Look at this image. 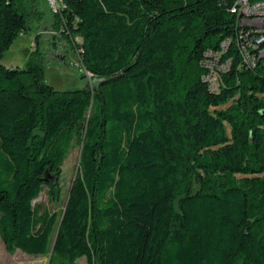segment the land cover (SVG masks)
<instances>
[{
    "label": "trees",
    "instance_id": "16d2710c",
    "mask_svg": "<svg viewBox=\"0 0 264 264\" xmlns=\"http://www.w3.org/2000/svg\"><path fill=\"white\" fill-rule=\"evenodd\" d=\"M236 2L59 0L57 12L46 2L52 28L97 80L59 91L45 82L40 35L24 66L1 63L34 15L45 16L42 0H0L9 253L48 264H264V44L257 66L244 65ZM228 40L231 67L214 94L203 62ZM43 192L47 205L35 202Z\"/></svg>",
    "mask_w": 264,
    "mask_h": 264
},
{
    "label": "rangeland",
    "instance_id": "374dc122",
    "mask_svg": "<svg viewBox=\"0 0 264 264\" xmlns=\"http://www.w3.org/2000/svg\"><path fill=\"white\" fill-rule=\"evenodd\" d=\"M46 2L49 3L48 0H42L41 6L46 13L45 16L40 19L34 15L30 30L16 39L1 63L7 68L24 66L30 54L36 50V38L40 35L38 42L39 50L43 56L46 84L59 91L82 90L95 84L97 80L94 81L91 75L85 72L78 52H75L70 46L68 47L67 43L52 28L54 18L46 9ZM53 41H56L57 44H53ZM76 42L81 44L78 39ZM80 152V148L75 147L62 168L64 202L67 201L78 171ZM40 202L48 204L45 192L42 193ZM58 209L55 208V210ZM48 262L49 259L46 257L28 256L21 251L14 254L9 253L0 237V264H48ZM77 264H87V261L82 258L77 261Z\"/></svg>",
    "mask_w": 264,
    "mask_h": 264
},
{
    "label": "built area",
    "instance_id": "2783aa9c",
    "mask_svg": "<svg viewBox=\"0 0 264 264\" xmlns=\"http://www.w3.org/2000/svg\"><path fill=\"white\" fill-rule=\"evenodd\" d=\"M54 12L59 10V0H48ZM233 12L237 14L239 22L264 18V0H237ZM264 44V29H242L236 37V45L244 65L255 68L258 63L257 52ZM231 46V41H225L221 45V52L210 51L206 53L203 65L207 70L203 77L209 90L219 94L224 86L222 76L230 70L232 60L223 61L222 57ZM240 66V68L244 67ZM89 74V73H88ZM90 75V74H89ZM91 79V78H90Z\"/></svg>",
    "mask_w": 264,
    "mask_h": 264
},
{
    "label": "water",
    "instance_id": "95a60500",
    "mask_svg": "<svg viewBox=\"0 0 264 264\" xmlns=\"http://www.w3.org/2000/svg\"><path fill=\"white\" fill-rule=\"evenodd\" d=\"M241 29H264V18L253 19V20H242L240 21ZM260 61H264V50L260 53ZM42 194L38 197L35 202H40Z\"/></svg>",
    "mask_w": 264,
    "mask_h": 264
}]
</instances>
